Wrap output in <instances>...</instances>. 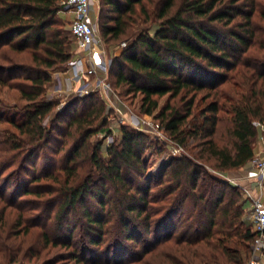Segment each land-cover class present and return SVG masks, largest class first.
I'll list each match as a JSON object with an SVG mask.
<instances>
[{"label": "trees", "instance_id": "trees-1", "mask_svg": "<svg viewBox=\"0 0 264 264\" xmlns=\"http://www.w3.org/2000/svg\"><path fill=\"white\" fill-rule=\"evenodd\" d=\"M64 0H0V86L25 105L0 115V264H246L257 233L239 186L264 127V0H98L100 33L127 43L113 88L190 156L146 178L149 139L108 133L103 101L72 97L53 119L50 72L73 59ZM49 119V121H48Z\"/></svg>", "mask_w": 264, "mask_h": 264}, {"label": "rangeland", "instance_id": "rangeland-1", "mask_svg": "<svg viewBox=\"0 0 264 264\" xmlns=\"http://www.w3.org/2000/svg\"><path fill=\"white\" fill-rule=\"evenodd\" d=\"M99 12V1L93 0L90 9V18L95 29V48L103 53V58L105 59L108 68H110L113 59L121 54L126 48L127 43L122 42L117 45H109L105 42L100 33L98 24ZM59 16L65 24V29L68 33L69 40L71 41L72 61L77 58L82 59L85 55L83 48L79 46V43L70 34V25L73 19L72 13L63 10ZM123 44H125V46H123ZM98 80H104L109 84L110 90L97 88L96 84ZM84 86L87 87L89 92L88 95H84L83 97L94 95L97 100L104 102L107 109L105 117H108L107 128L109 132H100L96 134L92 137V141H101L104 149L120 140L121 129L123 127L146 134L149 139L148 147L143 156L144 162L147 166L146 178L152 179L155 182L160 178L164 167L172 157H179L182 155L190 156L185 149H181L180 153L176 156L173 155L174 149L179 147L174 145L168 135L161 130L160 123L155 117L165 105L168 97H164L159 101V109L154 113L153 117L146 118L140 112L141 96L139 94H126L119 88H113L109 81L108 73L99 74L96 77L85 76L80 80H75L69 72V65L64 66L63 69H57L50 72V82L46 87L44 99L49 102L53 101L57 103V107L52 112L50 119H53L58 112L62 111L72 97H80L78 96L77 91ZM24 105L25 103L20 99L18 91L0 86V115H2L3 118L13 116L17 109L22 108ZM6 132H9V127L6 123L0 122V139L1 136L6 134ZM210 171L214 176L220 178L224 177L217 175L212 170ZM245 174H238L239 177L232 181L240 187L243 193V198L246 199L245 203H243L244 219L250 224L247 215L251 208V203L247 200L244 193V188L247 186V183L243 180Z\"/></svg>", "mask_w": 264, "mask_h": 264}, {"label": "built area", "instance_id": "built-area-1", "mask_svg": "<svg viewBox=\"0 0 264 264\" xmlns=\"http://www.w3.org/2000/svg\"><path fill=\"white\" fill-rule=\"evenodd\" d=\"M92 1L64 0L61 2L64 10L73 15L70 34L83 48L85 54L82 59L77 58L68 64L69 72L75 80H80L85 76L96 77L99 74H107L109 71L103 53L95 48V29L90 18ZM96 87L110 90L109 84L104 80H98ZM77 92L78 96L82 97L88 95L89 90L84 86ZM260 129L263 134L258 138V150L254 152L249 171L244 176L247 183L244 193L251 203L247 219L257 233L252 246L251 258L247 264H264V127ZM180 151L181 148H175L173 155L176 156Z\"/></svg>", "mask_w": 264, "mask_h": 264}, {"label": "crops", "instance_id": "crops-1", "mask_svg": "<svg viewBox=\"0 0 264 264\" xmlns=\"http://www.w3.org/2000/svg\"><path fill=\"white\" fill-rule=\"evenodd\" d=\"M260 134H263L262 130L260 129ZM259 134V135H260ZM258 150V138L256 140V143H255V147H254V152H257ZM249 168H250V162L245 165L243 168L239 169L238 171L236 172H231V173H228L226 176H224L223 178L221 177V179L223 180H226V181H229L231 183H233L232 180H235L237 177H239L240 174H245L249 171ZM239 172V173H238ZM239 174V175H238ZM220 178V177H219ZM244 180V178H243ZM245 181V180H244Z\"/></svg>", "mask_w": 264, "mask_h": 264}]
</instances>
